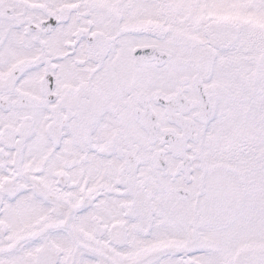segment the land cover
I'll use <instances>...</instances> for the list:
<instances>
[{
  "label": "snow or ice",
  "instance_id": "snow-or-ice-1",
  "mask_svg": "<svg viewBox=\"0 0 264 264\" xmlns=\"http://www.w3.org/2000/svg\"><path fill=\"white\" fill-rule=\"evenodd\" d=\"M0 264H264V0H0Z\"/></svg>",
  "mask_w": 264,
  "mask_h": 264
}]
</instances>
